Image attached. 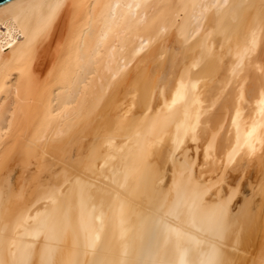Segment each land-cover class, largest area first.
I'll list each match as a JSON object with an SVG mask.
<instances>
[{"label": "bare ground", "instance_id": "6f19581e", "mask_svg": "<svg viewBox=\"0 0 264 264\" xmlns=\"http://www.w3.org/2000/svg\"><path fill=\"white\" fill-rule=\"evenodd\" d=\"M0 264H264V0L1 6Z\"/></svg>", "mask_w": 264, "mask_h": 264}, {"label": "water", "instance_id": "95a60500", "mask_svg": "<svg viewBox=\"0 0 264 264\" xmlns=\"http://www.w3.org/2000/svg\"><path fill=\"white\" fill-rule=\"evenodd\" d=\"M11 1H13V0H0V7L11 2Z\"/></svg>", "mask_w": 264, "mask_h": 264}, {"label": "rangeland", "instance_id": "374dc122", "mask_svg": "<svg viewBox=\"0 0 264 264\" xmlns=\"http://www.w3.org/2000/svg\"><path fill=\"white\" fill-rule=\"evenodd\" d=\"M17 173H21V171L19 170V172H17ZM17 177H20V174H18Z\"/></svg>", "mask_w": 264, "mask_h": 264}]
</instances>
